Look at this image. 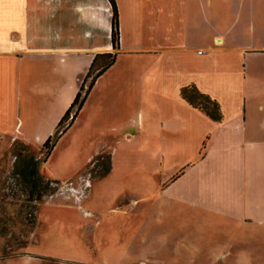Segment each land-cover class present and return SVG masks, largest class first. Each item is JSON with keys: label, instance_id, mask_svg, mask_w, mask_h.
Returning <instances> with one entry per match:
<instances>
[{"label": "crops", "instance_id": "obj_1", "mask_svg": "<svg viewBox=\"0 0 264 264\" xmlns=\"http://www.w3.org/2000/svg\"><path fill=\"white\" fill-rule=\"evenodd\" d=\"M115 1L117 59L143 57L137 77L168 100L166 131L209 139L204 159L187 167L195 171L189 188L179 182L175 197L231 230H264V0ZM112 21L109 0H0V141H47L95 55L113 53ZM192 84L219 102L221 122L181 97Z\"/></svg>", "mask_w": 264, "mask_h": 264}, {"label": "rangeland", "instance_id": "obj_2", "mask_svg": "<svg viewBox=\"0 0 264 264\" xmlns=\"http://www.w3.org/2000/svg\"><path fill=\"white\" fill-rule=\"evenodd\" d=\"M143 60L116 58L72 121L73 111L40 165L61 185L38 207L34 229L24 214L16 216L19 205H8L19 188L11 155L18 143L1 137L0 219L7 211L15 220L0 234V264H264V230H231V223L175 197L179 182L189 188L195 171L187 167L204 159L209 139L166 131L168 100L142 87ZM6 63H0V93ZM33 101L40 107L43 97ZM45 142L24 143L42 158Z\"/></svg>", "mask_w": 264, "mask_h": 264}, {"label": "trees", "instance_id": "obj_3", "mask_svg": "<svg viewBox=\"0 0 264 264\" xmlns=\"http://www.w3.org/2000/svg\"><path fill=\"white\" fill-rule=\"evenodd\" d=\"M109 2L113 9L112 44L114 52L95 55L87 76L84 79L71 107L59 122L54 135L44 143L41 150L42 158L36 157L35 151L23 141H17V146L11 152V155L15 157L12 176L16 180L19 188L16 193H13L12 202L8 205H19L20 212L16 216H23L24 214L23 222L31 229H34L37 225V212L40 204L48 197L56 194L61 185L60 182L48 179L41 173V163L45 161L52 152L58 137L63 135L66 129L71 125L70 123L76 119L77 114L86 100L88 92L93 88L97 79H99L116 62L118 54L116 51L119 50L120 43L119 13L116 1L109 0ZM86 87H88L87 92ZM180 93L181 97L189 103V105L203 112L212 121L219 123L223 120V113L219 102L208 94L201 92L196 85L192 84L185 86L181 89ZM75 110L76 112L73 114L72 121L68 123ZM67 123L68 125L65 126ZM14 220L15 217L9 215L6 211L5 215L0 219L1 235L12 227L11 224ZM24 242L25 241L22 238V240H19L18 245L23 247L22 245Z\"/></svg>", "mask_w": 264, "mask_h": 264}]
</instances>
